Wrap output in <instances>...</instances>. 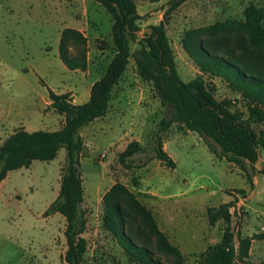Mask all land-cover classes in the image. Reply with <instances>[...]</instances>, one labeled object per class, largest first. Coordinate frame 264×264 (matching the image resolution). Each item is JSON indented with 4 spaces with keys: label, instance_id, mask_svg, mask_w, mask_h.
<instances>
[{
    "label": "rangeland",
    "instance_id": "1",
    "mask_svg": "<svg viewBox=\"0 0 264 264\" xmlns=\"http://www.w3.org/2000/svg\"><path fill=\"white\" fill-rule=\"evenodd\" d=\"M133 1L143 19L130 42L131 53L139 50L150 26L163 22L181 80L202 78L217 100H232L233 110L247 112L250 102L222 79L202 73L184 43L264 78V0H188L167 18L169 0ZM111 26L105 9L91 0H0V142L20 128L60 130L64 118L51 108L47 89L69 93L76 105L85 103L115 53ZM66 28L87 40L84 72L67 70L59 59L60 35ZM165 117L168 113L152 84L139 77L130 59L107 114L81 132L86 218L82 264H141L106 224L104 196L114 186L109 206L120 216L122 237L132 249L144 248L167 264L170 258L156 250V228L180 250L184 264H197L220 241L224 226L221 221L209 225L207 209L232 202L234 235L251 239L246 264H264V155L256 164L245 163L243 171L212 154L196 133L173 124L163 135L162 148L175 169L156 159L137 168L153 156L152 136ZM255 129H264V124ZM132 141L147 152L134 156L125 168L119 155ZM65 159L62 148L53 161H33L29 168L10 171L1 183L0 264H66L65 219L45 215L58 195Z\"/></svg>",
    "mask_w": 264,
    "mask_h": 264
},
{
    "label": "trees",
    "instance_id": "2",
    "mask_svg": "<svg viewBox=\"0 0 264 264\" xmlns=\"http://www.w3.org/2000/svg\"><path fill=\"white\" fill-rule=\"evenodd\" d=\"M91 1L100 4L112 19L111 42L115 53L104 74L92 84L88 100L76 105L69 93L60 94L47 89L51 108L64 118L60 130L27 132L20 128L0 142V185L10 171L29 168L33 161H53L60 149L66 150L58 195L45 213L46 216L59 214L65 219L66 264H82V257L86 251V241L82 237L86 218L82 208L84 188L80 171L83 149L81 132L93 121L107 114L113 89L126 72L130 59H133L139 77L152 84L160 105L168 113V117L159 121L153 133L150 144L153 156L142 161L137 168L156 159L169 170L175 169L176 164L162 148L163 135L173 124L196 133L212 154L223 157L243 171L245 163L256 164L261 154L264 155V129H255V126L264 124L263 77L249 73L248 69L221 58L208 49L203 47L191 49L188 42L184 43L186 53L202 73L222 79L235 93L250 102L246 113L235 111L234 102L217 100L213 89L208 88L202 78L188 83L181 80L163 22L150 26L149 33L140 43L139 50L131 53L130 42L136 40L139 32L138 22L143 19L136 13L134 1ZM147 1L157 3L159 0ZM187 1L169 0L164 17H169ZM58 55L67 70L86 71L88 65L86 38L75 29L62 30ZM146 152L147 150L138 142L132 141L119 155V161L125 168H130L134 156ZM260 173L264 176V170ZM248 180L251 182L249 176ZM116 188L114 186L104 196L108 228L141 264H165L159 259H154L144 248L132 249L131 244L122 237L121 218L109 206ZM237 192L244 194L242 190ZM232 207L233 203L229 202L217 208L207 209L209 225L213 226L221 221L224 226L220 241L209 246L197 264H246L251 239L234 235L231 227ZM154 231L156 250L170 258L167 264H184L180 250L171 245L156 228Z\"/></svg>",
    "mask_w": 264,
    "mask_h": 264
},
{
    "label": "crops",
    "instance_id": "3",
    "mask_svg": "<svg viewBox=\"0 0 264 264\" xmlns=\"http://www.w3.org/2000/svg\"><path fill=\"white\" fill-rule=\"evenodd\" d=\"M96 120H98V119H96ZM96 120H95V121H96ZM93 122H94V121H93ZM93 122H92V123H93Z\"/></svg>",
    "mask_w": 264,
    "mask_h": 264
},
{
    "label": "built area",
    "instance_id": "4",
    "mask_svg": "<svg viewBox=\"0 0 264 264\" xmlns=\"http://www.w3.org/2000/svg\"><path fill=\"white\" fill-rule=\"evenodd\" d=\"M263 228H264V226H263Z\"/></svg>",
    "mask_w": 264,
    "mask_h": 264
}]
</instances>
